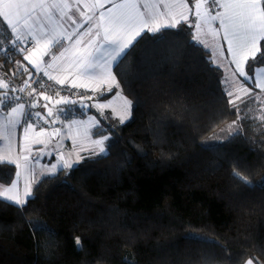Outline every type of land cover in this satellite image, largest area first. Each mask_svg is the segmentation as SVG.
<instances>
[{
  "label": "trees",
  "instance_id": "obj_1",
  "mask_svg": "<svg viewBox=\"0 0 264 264\" xmlns=\"http://www.w3.org/2000/svg\"><path fill=\"white\" fill-rule=\"evenodd\" d=\"M193 35L186 23L142 34L114 66L133 114L126 123L110 111V124L100 118L93 133L110 137L107 155L88 153L43 177L23 207L0 197V264L264 261V92L236 100L237 111L223 69ZM10 45L0 21V49ZM23 55L0 54L2 72L20 83L35 71ZM262 65L264 41L248 74ZM16 173L0 160V182L11 184ZM30 222L46 227L34 234Z\"/></svg>",
  "mask_w": 264,
  "mask_h": 264
},
{
  "label": "snow or ice",
  "instance_id": "obj_2",
  "mask_svg": "<svg viewBox=\"0 0 264 264\" xmlns=\"http://www.w3.org/2000/svg\"><path fill=\"white\" fill-rule=\"evenodd\" d=\"M106 3L110 4L109 8H105ZM179 6L183 11L175 13L172 11V6L165 2V0H160L159 3L155 4H149L147 0H123L120 3H116L115 0H102V2L96 4L85 5L84 7L88 8L89 12H91V15L85 16L78 2L70 4L66 0H57V2L53 3H47L46 0H0V21L6 24L10 28L11 34L15 36L13 43L17 44L20 52L24 54L23 59L28 61L37 72H43L49 80H56L58 84H64L66 81L57 80L47 69H52L54 62L64 57L65 53L72 49H75L79 53L74 56V63L72 64V68L76 70V75L92 78L103 84L115 80V76L112 75L111 71L112 67L115 66L117 70L119 69V65L130 54L129 49L139 42L137 38L142 33H157L161 31L162 27L176 28L181 21L189 24L190 27L195 28L199 32L207 24L210 27V34L213 38L222 36V39L227 42V51L233 58L232 63L236 65V71H238L239 76L243 77L245 81H251L254 87H258L264 91V84L254 81L252 77L245 73L240 59V57H243V60L247 61L249 55L255 59L257 53L261 52L260 42L264 41V0H194V3H190V0H180ZM149 8L156 9L157 11H149ZM160 8H164L167 11H158ZM51 9H59L62 12L60 21H64V23L57 24L60 31L52 34L45 32L41 28L39 34L34 33L29 21H36L41 15L51 19L48 15ZM93 9H103V11H99V16L95 22L93 21L96 12L92 11ZM219 9H223V11H219ZM77 13L80 17H84V22L89 25L83 32L80 31L83 28V23H78ZM190 14L194 16V20L191 22L189 21ZM160 17H165L171 22L163 24ZM210 22H218V26L212 28ZM22 28L27 29V35L23 34ZM192 40L200 42L206 48L208 47L205 41H201L199 35H193ZM27 43H31L32 47L40 53L41 57L50 56L51 62H45L44 67H42L41 63L34 62L31 56L35 53L23 46ZM57 46L62 49L59 55L52 52V48ZM37 83L39 82L37 81ZM2 87L7 89L8 85L4 84ZM25 87H27V82H25ZM71 87L77 88L81 86L77 85L73 80ZM12 91H16V89H12ZM19 91H24V88L19 89ZM92 91L95 92L97 89L94 88ZM107 91H111V88H108ZM225 91L228 97L233 96L232 91L227 89ZM243 91L246 95H250L248 89H243ZM34 92L35 90L33 89L28 95L33 96ZM39 95L43 94L33 96L34 102L31 103L30 107L47 109L46 116L55 117L56 113L49 108L47 103L41 105L35 102ZM43 98L45 101L51 99L48 96H44ZM240 99L241 97L236 96L235 99L228 102L239 111L236 100ZM7 100L8 92L5 91L3 93V101ZM18 100L19 97H13L12 102L15 103L14 107L11 104H5L4 106L11 108L10 115L14 119L10 123H19V117H24L25 136H27L30 129L37 126L33 122V117L42 120L44 124L49 123L46 116L42 115L39 111L25 113V105L23 103H16ZM77 103H80L81 107H89V105L84 104L82 101L69 100L67 97H60L55 101L56 105ZM125 105L126 113L130 115L131 103L125 101ZM92 107L96 108L100 112V115L103 116V109L107 105L93 104ZM58 111L63 112L64 110L58 109ZM126 118V116L122 117L121 123ZM92 119L95 120L96 118L92 117ZM99 124L100 121L96 120V125L98 126ZM107 127L110 129L111 125ZM235 135H239V132L237 131ZM106 141L110 144V137L107 135H104L102 139L94 140L93 144L99 151L97 153L94 148L92 154L107 155L104 146ZM27 152V149L22 150V159L26 164L29 161ZM3 162L16 164L17 168L20 167L15 160H5ZM60 167L61 169L71 168L72 165L61 155ZM56 168L57 164H53L52 169ZM233 176L245 185L252 186L251 182L241 176L238 171L234 172ZM261 186H264V182H261ZM3 197L6 201L23 207L27 199L32 198V184L25 182L23 197L16 191L15 184L11 188L4 190ZM30 227L35 234V232L43 230L46 226L39 222H30ZM190 238L206 239L194 235ZM75 244L78 248H83L80 238H76ZM261 255H264V250H261ZM244 264H264V262L258 257L253 256L248 258Z\"/></svg>",
  "mask_w": 264,
  "mask_h": 264
},
{
  "label": "crops",
  "instance_id": "obj_3",
  "mask_svg": "<svg viewBox=\"0 0 264 264\" xmlns=\"http://www.w3.org/2000/svg\"><path fill=\"white\" fill-rule=\"evenodd\" d=\"M46 2L47 3H53V2H57V0H46ZM66 2L70 3V4L78 2L81 6V10L85 13V16H87V15H91V12H89L88 8H85L84 6L96 4L98 2H102V0H66ZM115 2L120 3V2H123V0H115ZM147 2L149 4H155V3H159L160 0H147ZM165 2H167L170 6H172L173 12L179 13V12L183 11V9L179 6L180 0H165ZM190 3H194V0H190ZM109 7H110V4L106 3L105 8H109ZM148 10L149 11H157L156 9H152V8H149ZM92 11L96 12V16L94 17V21H93V22H95L99 16V11H103V9H101V10L93 9ZM158 11L164 12L167 10L164 8H160V9H158ZM221 11H223V9H221ZM48 15L51 17V19H48V17L41 15V16H39V18L36 21H31V20L29 21V24L31 25L34 33L39 34V30L41 28H43V30L45 32H50L52 34H55V32L60 31V29L57 27V24L58 23H64V21H60V16L62 15V12L59 9H51L49 11ZM76 17H78V23H83V28H81L80 31L81 32L85 31L89 27V25L84 22V17H80L78 13L76 14ZM76 17H74V18H76ZM160 19H161V22L163 24H167V23L171 22L169 19H167L165 17H160ZM193 20H194V16H192L190 14L189 15V21L191 22ZM183 23L184 22L181 21L180 24H183ZM180 24H178V25H180ZM163 28H166V27H162L161 29H163ZM22 32L24 35H27V29L26 28H22ZM201 32H202L201 40L205 41L208 44L207 48L212 53V58H213L214 63L223 69V71L225 73L227 87L229 88L230 91L233 92L234 98H236V96H239L241 98L246 96L243 89H248L249 93H251L254 88H258V87H254L253 83L251 81H245L243 77L239 76L238 71H236V65L234 63H232L233 58L231 57V55L227 51V42L222 39V36L213 38V36L210 34V32L209 33L203 32V31H201ZM14 40H15V37L12 34V44H13ZM261 42H260V48H261ZM61 50L62 49L59 48V46L52 48V52L55 53L56 55H59V52ZM31 52L35 53L34 55L31 56V59L34 62L41 63L42 67L45 66V62H51L50 56L41 57L40 53L37 52L35 49H33ZM78 54L79 53H77L75 51V49L68 51L67 53H65L64 57H61L59 60L54 62L52 69H47V70L50 72L51 75L55 76L57 80H65L66 83L67 82L72 83L74 80V82L77 85L92 84V85L98 86L100 88H103V93L107 92V88L112 87V85H114L113 82H108V83L102 84L98 80H95L92 78H85L83 76L76 75V70L74 68H72V64L74 63V56L78 55ZM250 58H252L251 55H249V58L247 61H244L243 57H240V59L242 61V66L245 70V73L248 76L252 77L254 81H258V82L264 84V65L256 68L253 76L248 74L247 63H248ZM33 70H35V68H33ZM1 71L2 70H0V72ZM111 71L114 72V66L112 67ZM114 76H115V73H114ZM112 81H114V80H112ZM116 82H117V78L115 76V82L114 83H116ZM258 89H260V88H258ZM36 95H37L36 93H33V96H36ZM44 96H47V95H39V104H41V105L44 101V98H43ZM0 98H1V95H0ZM82 102L84 104L89 105V107H86V108L81 107L80 103H78L79 107L81 108L80 111H78V116L75 117L74 119L70 120L65 125H63L61 127L51 126L48 129H40L37 126H34V128L29 130V132L27 133V136H25V133H24L25 124H23V125L21 124V117H19V121H20L19 123L12 124V123H10V121L13 120L14 117L9 115L8 121H9L11 127H10V130H8V137L9 138H12V137L18 138L20 146L22 145L23 149L28 150L27 154L29 155V161L26 164L24 162V160L21 159L22 157L20 158V155H18L19 160H15V161H16V163H18L20 165V167L17 168V173H19V175H17V173H16V176H15V178L11 184L7 185V184L0 182V197L4 198L3 197L4 190L7 188H11V186L13 184L16 185V191L19 192L21 197H23L25 182H30L32 184V192H33L34 186L43 177H45L44 176L45 170H46V173H49L47 168H44V170L42 171L41 168L39 169L38 167H36L34 165V160H33L34 158H33L32 153H31V151L34 149L41 148L43 150L44 149L48 150L47 154L49 153V157H50L49 159H52L58 163L57 164V166L59 167L58 171L61 169V167H60V155L59 154L63 150L61 148H58L55 145L53 147H51V146L46 147L45 145H47V144L45 142H44V144L42 143L43 140H47V136H46L47 132L49 135L52 136L54 141H58L62 136L67 137L68 143H66V146H65V149L67 151L64 150L67 152V154H66L67 156L64 157V159L67 160L72 165V167H74L73 165H76L78 163L77 161L79 159L81 160L84 155H86L88 153H92V150L94 148L96 149V152L98 153L99 150L93 144V141L97 140V139H102L103 136H95L93 132L98 126L101 125V121L99 119L100 117L97 116V118L95 117L96 119L93 120L92 117H94V116L88 115V113H89L88 109L92 106L93 101L88 100V101H82ZM52 104L57 106L55 104V102H53ZM38 108H36V110ZM54 112L57 114L58 111L55 110ZM46 118L50 119L52 122L55 119V117H47V116H46ZM97 119L100 121V124L98 126L96 125ZM73 121H75V123H73ZM72 144H75V146H73ZM69 148H70V150H69ZM74 150H76L77 152L75 155L72 156L71 153L73 152V154H74ZM19 153H20V151H19ZM0 154H1V151H0ZM76 156H77L78 160H76ZM46 158L47 157H45L44 159H46ZM0 160L5 161L7 159L2 158ZM68 169H70V168H68ZM39 172H40V174H39ZM51 174H55V173H51ZM51 174H47V175H51ZM9 194H11V193H9Z\"/></svg>",
  "mask_w": 264,
  "mask_h": 264
},
{
  "label": "rangeland",
  "instance_id": "obj_4",
  "mask_svg": "<svg viewBox=\"0 0 264 264\" xmlns=\"http://www.w3.org/2000/svg\"><path fill=\"white\" fill-rule=\"evenodd\" d=\"M210 24H211L212 28H215L218 26V22H210ZM193 30H194V35L198 34L200 36V39H201L202 32L201 31L198 32L195 28H193ZM202 31L209 33L211 31L209 25L206 24ZM0 70H1V68H0ZM112 75L114 76L113 71H112ZM109 82H113V84H114V85H112V87H108V88L114 89L113 93L110 94L109 96H106V97L93 99L92 105L93 104L107 105V107H105L103 109V113L105 111L106 112L110 111L111 114L114 116V118L117 119V121L119 123H121V118L126 116L127 118L124 119V122H123V123H126L127 121H129L132 118L133 102L128 97V95L123 91V89L119 86L118 82L114 83L115 80L109 81ZM4 84H7L9 86V82L5 78L3 72L1 71L0 72V95H1L0 101H2V102H0V151H1L0 159L5 158L7 160H11V159L12 160H19L18 155H20V158L22 157L23 147H22V145L20 146V143H19V140L17 137H12V138L8 137V130H10L11 126H10V123L8 121L9 120V114H7L5 109H4V104H3V99H2L4 91L8 89V88L4 89L2 87V85H4ZM125 101H129L131 103L130 115H127V113H126ZM53 102H54L53 99L49 100L48 102L44 100L42 104L47 103L49 105V108H51L53 112L55 110L58 111V109L63 108V105H62V107L59 105L55 106L54 104H52ZM37 111L41 112L42 115L46 116L47 109H43V108L39 107L35 112H37ZM88 112H89L88 113L89 116H94L97 118V115L95 114V112H90V111H88ZM100 121L102 124L101 119H100ZM46 136H47V140L42 139L43 140L42 143L44 144V142H45L47 144V145H45L46 147H48V146L53 147L55 145L58 148H61L63 151H61V153L59 155L66 157L67 156L66 155L67 150L65 149V146H66V143H68L67 137L62 136L58 141H54V139L52 138L51 135L48 134V132H47ZM106 144L107 143H105L104 146L106 148V152H108ZM72 145L75 146V144H72ZM64 150H66V151H64ZM69 150H70V148H69ZM19 151H20V153H19ZM47 152H48V150H45V149L43 150L41 148H37V149H34L31 151L32 156L34 158L33 159L34 165L36 167H38L39 169L41 168L42 171L44 170V168H47V170L49 171V173H46V170H45L44 176H46L47 174L56 173L59 169L58 166L56 169H52V165L58 164V163L52 159H49L50 158L49 153L47 154ZM76 152L77 151L74 150V154H73V152L71 153L72 156L75 155ZM45 157H47V158L44 159ZM76 160H78L77 156H76ZM79 161H80V159L77 162H79ZM73 166H75V165H73ZM39 174H40V172H39Z\"/></svg>",
  "mask_w": 264,
  "mask_h": 264
},
{
  "label": "built area",
  "instance_id": "obj_5",
  "mask_svg": "<svg viewBox=\"0 0 264 264\" xmlns=\"http://www.w3.org/2000/svg\"><path fill=\"white\" fill-rule=\"evenodd\" d=\"M221 11V9H219ZM25 48H28L32 51L34 48L32 47L31 43H27L23 45ZM0 54L5 55L7 58L12 59L14 54H23L20 52L19 47L17 44H12L9 47H3L0 49ZM5 78L9 82L8 87V100L3 101V104H11V106H15V103L12 102L13 97H19V100L16 103H23L25 105L24 112L25 113H35L36 109L30 107L33 96H29L28 93L32 92L34 89L36 94H43L51 97L55 102L60 97H67L69 100H76L80 101H88L94 99L95 97L100 96L103 93V88L98 86L87 84V85H80L81 87L72 88L71 83H64L58 84L56 80H49L47 76L43 74V72H37L36 70L30 75L27 79V87H25V83H20L16 78H14L10 73L4 72L3 73ZM37 81L39 83H37ZM24 88V91H19V89ZM97 89V91L93 92L92 89ZM12 89H16V91H12ZM91 97V99H89ZM63 105V112L58 111L55 119L52 122L50 119L48 124H44L42 120H38L37 118L33 117V122L37 125L40 129H48L51 126L53 127H61L68 123L70 120L74 119L78 116V111L74 112L71 109L77 107V104H62ZM4 109L7 114L10 115L11 108L5 107ZM21 124H25L24 117L21 116Z\"/></svg>",
  "mask_w": 264,
  "mask_h": 264
},
{
  "label": "water",
  "instance_id": "obj_6",
  "mask_svg": "<svg viewBox=\"0 0 264 264\" xmlns=\"http://www.w3.org/2000/svg\"><path fill=\"white\" fill-rule=\"evenodd\" d=\"M33 102H34V101H32V103H33ZM35 102H36L37 104H39V96H38V99L35 100ZM36 108H38V107H36ZM36 108H35V109H36ZM94 110H95L96 112H98L99 115H100V112H99L96 108H94ZM100 118H101L102 120H104V121H107V123L110 124V121L106 120L104 113H103V116L100 115ZM260 260H261V259H260ZM261 261L264 262L263 260H261Z\"/></svg>",
  "mask_w": 264,
  "mask_h": 264
}]
</instances>
